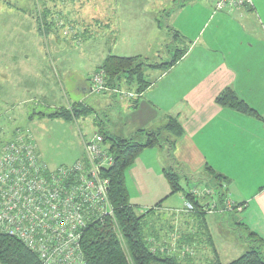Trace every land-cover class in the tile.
<instances>
[{
	"label": "crops",
	"instance_id": "0c3cea01",
	"mask_svg": "<svg viewBox=\"0 0 264 264\" xmlns=\"http://www.w3.org/2000/svg\"><path fill=\"white\" fill-rule=\"evenodd\" d=\"M190 1L181 10L172 11L174 28L186 35L190 43L173 66L166 70L148 69L149 85L141 93L119 86L134 93L126 99L112 93L113 85L107 83L105 76L102 79L106 89L100 93L91 91L90 78L102 65L94 63L89 74L82 75V81L75 74L77 95L72 105L90 109L87 116L101 115L103 107L105 112L116 109L118 115L104 112L99 125L102 128L107 125V136L138 142L143 141V132H162L168 118L177 117L183 135L172 148L165 142L168 135L163 131L162 144L144 149L142 154L147 155L127 169L125 186L128 178L137 196L139 192L135 204L127 190L130 203L145 211L167 197L169 186L164 169L173 168L186 184L197 179L203 182L204 178L205 185L208 176L203 169L208 165L228 180L224 190L229 199L242 205L236 225L255 233L264 242V60L259 63L255 59L261 49L259 44L264 47V0H252L251 6L232 11H214L212 0ZM107 15L110 16L106 12ZM11 56L7 53V60ZM225 88L232 89L255 109L260 119L217 105L215 98ZM79 92L82 97H78ZM134 103L136 106L132 107ZM56 109L59 108L54 106ZM79 119L75 118V122ZM84 140L87 137L82 135L78 141L80 151H76L73 162L82 156ZM149 156L153 158L152 166L146 161ZM160 208L162 205L156 211ZM186 216L192 218L191 214Z\"/></svg>",
	"mask_w": 264,
	"mask_h": 264
},
{
	"label": "rangeland",
	"instance_id": "374dc122",
	"mask_svg": "<svg viewBox=\"0 0 264 264\" xmlns=\"http://www.w3.org/2000/svg\"><path fill=\"white\" fill-rule=\"evenodd\" d=\"M185 3L188 6L191 1L0 0V142L8 140L16 128L29 131L50 169L70 166L75 160L76 151H80L78 141L82 135L88 139V135L96 131H108L107 125L104 128L99 125L106 109L103 107L101 115L79 117L76 122L75 117L66 121L39 116L37 113L53 111L54 106L69 109V104L75 102L77 95L75 74H79L82 81V75L89 74L94 63H103L108 54L165 62L170 60L176 47L187 48L190 43H186V35L185 42L180 38L176 42L171 35L173 30L182 35L173 26L172 11L174 8L181 10ZM44 8L50 14L43 18L41 13ZM185 11L186 8L182 12ZM106 12L111 14L116 24L112 34L109 30L106 32L97 28ZM258 47L261 49L255 59L262 63L264 55H261V51L264 52V47L261 44ZM7 53L12 54L10 61L7 60ZM120 84L124 87L123 80ZM82 95V92L78 93V97ZM115 110L108 109L105 113L118 115L119 112ZM142 153L133 163L147 155ZM152 159L149 156L146 160L148 166H152ZM192 182L186 184L181 180L183 190L162 202V208L147 218L144 231L147 241L150 240L148 243L153 242L156 247L158 242H164L168 252L179 259V264H213L209 260L213 259L214 254L211 245L199 242L202 239L200 235L195 236L197 242L192 245V249L181 248V241H178L180 243L176 249H171L172 243L176 244L180 235L189 229L192 220L187 218L183 209L184 194L194 185L197 188H203L204 185L198 179ZM126 186L130 201L136 202L139 192L137 196L128 178ZM135 206L139 213V207ZM241 211L234 208L221 214L213 212L205 215L208 234L221 264L235 260L249 250L245 230L236 225ZM196 219L195 227L200 225L198 222L201 218ZM189 250L193 251L192 255ZM186 257L191 259L185 260Z\"/></svg>",
	"mask_w": 264,
	"mask_h": 264
},
{
	"label": "trees",
	"instance_id": "16d2710c",
	"mask_svg": "<svg viewBox=\"0 0 264 264\" xmlns=\"http://www.w3.org/2000/svg\"><path fill=\"white\" fill-rule=\"evenodd\" d=\"M49 14V10L44 8L41 16L44 18V16L48 17ZM97 28L109 30L111 33L115 32L116 24L111 14L109 17L108 15L107 17L104 16L101 25L97 26ZM171 32L174 41L177 42L179 38L184 39V42L186 41L185 37L178 34L177 31L173 30ZM186 50L187 48L176 47L170 60L165 62H150L147 58L136 56L120 57L110 55L103 61L100 69L103 70L107 83L112 84L113 88H119L121 86L120 81L123 80L124 86L133 89L138 94L149 85L146 78L148 69L166 70L173 66L185 54ZM135 103L132 107L136 106ZM215 103L242 115L260 119V115L255 109L240 99L230 88L223 89L216 96ZM90 112V109H86L83 106H75L74 104L69 106V109L60 108L47 113L40 112L37 114L51 119L60 118L68 121L74 117L87 116ZM163 131L168 135L165 142L170 149L176 140L183 135V129L177 117H169ZM162 132H143L144 139L138 142L132 139L113 138L107 136L102 129L99 131V134L103 136L107 151L114 159V164L103 172L104 176L109 178L108 198L113 209V217L105 219L103 223L90 224L85 229L81 239L84 264H179V259L170 254V251L168 252L164 242H158L157 248L153 246L155 243H148L150 240L147 241L148 237L144 229L147 226V218L156 213V209L162 205V202L168 196L183 190L180 184L181 175L173 168L164 169L163 174L169 185V194L153 208L145 211H141L139 208V213L136 211V206L130 203L125 186L127 169L144 149L162 144ZM203 171L208 176L207 183L203 186L215 189L217 191V203L222 205L226 194L222 187L226 186L228 180L225 176L215 173L208 165L204 166ZM183 197L192 203V211L188 213L191 214L192 220L189 229H187L185 234L180 235V239L176 241V244L172 243L171 249L174 250L178 247V243H180L178 241L182 242L181 248L189 247L192 249L194 248L192 245L197 242L195 236L200 235L202 239L199 242L211 245L210 249L213 250V259L210 261L213 264H221L212 239L208 234L207 221L205 220L207 213H205L200 200L193 197L190 191L185 193ZM196 218H201L200 222H198V225H200L197 227L194 226L197 222ZM237 225L240 227L239 224ZM240 228L245 230V239L250 245L249 250L226 264H264L263 240L245 227ZM154 241L156 242V240ZM187 259L191 258L186 257L185 260ZM0 264H39V260L37 255L20 240L0 233Z\"/></svg>",
	"mask_w": 264,
	"mask_h": 264
},
{
	"label": "built area",
	"instance_id": "2783aa9c",
	"mask_svg": "<svg viewBox=\"0 0 264 264\" xmlns=\"http://www.w3.org/2000/svg\"><path fill=\"white\" fill-rule=\"evenodd\" d=\"M212 4L215 11H232L251 6L252 0H212ZM103 76V70L91 76L92 92L106 89ZM111 91L126 99L134 95L120 88ZM113 164L103 136L94 133L84 140L79 159L70 166L50 169L29 131L14 129L8 140L0 142V233L20 240L37 255L39 264H84L81 239L85 229L113 217L109 178L103 174ZM190 194L200 200L207 214L242 210L227 194L219 205L217 191L207 186L194 187ZM183 201L184 212L190 213L192 203L184 197Z\"/></svg>",
	"mask_w": 264,
	"mask_h": 264
}]
</instances>
